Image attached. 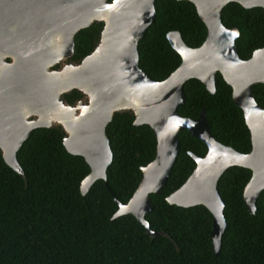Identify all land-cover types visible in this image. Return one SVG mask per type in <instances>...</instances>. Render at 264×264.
I'll return each instance as SVG.
<instances>
[{
	"label": "water",
	"instance_id": "95a60500",
	"mask_svg": "<svg viewBox=\"0 0 264 264\" xmlns=\"http://www.w3.org/2000/svg\"><path fill=\"white\" fill-rule=\"evenodd\" d=\"M194 4L207 35L198 47L188 46L178 30L166 38L181 57L178 67L163 80L152 79L139 67L137 44L155 21V0H0V152L5 163L24 175L17 151L38 127H60L63 145L84 158L89 173L82 179L85 195L102 180L118 209L111 219L132 215L151 235L144 215L152 210L150 194H159L179 152L182 129L207 146L201 157L189 152L195 167L185 182L166 197L181 207L205 206L212 215L210 236L216 255L227 222L225 201L217 183L231 166L248 168L251 176L243 190L248 211L264 190V108L253 87L264 83V46L247 59L238 56L237 27L221 22L222 8L237 2L244 8L262 7L264 0H188ZM94 22L103 23L93 50L79 62L65 60L74 54V35ZM1 27L19 30L11 39ZM11 57L6 62L5 57ZM60 64L58 69H50ZM217 73L232 88L234 103L241 108L250 131L251 150L242 153L212 135L206 112L184 117L178 108L185 101L184 83L195 78L213 94ZM78 90L82 98L70 104L65 94ZM130 111L133 125L147 124L156 138V155L141 166L142 177L126 203L119 202L107 183L113 153L106 126L116 112Z\"/></svg>",
	"mask_w": 264,
	"mask_h": 264
},
{
	"label": "trees",
	"instance_id": "16d2710c",
	"mask_svg": "<svg viewBox=\"0 0 264 264\" xmlns=\"http://www.w3.org/2000/svg\"><path fill=\"white\" fill-rule=\"evenodd\" d=\"M156 18L137 44L139 67L152 79L163 80L181 62L166 38L178 30L190 47H198L207 30L188 0H155ZM227 28L237 27L238 56L247 59L264 46V8H244L229 2L221 11ZM103 23L94 22L74 35L73 60H81L96 45ZM185 101L178 108L184 117H197L204 109L212 135L223 144L248 153L250 131L233 101L232 88L217 73L211 94L201 81L184 83ZM264 108V83L253 87ZM81 93L72 90L68 102ZM130 111L116 112L106 126L113 153L107 183L115 198L126 203L139 184L140 167L156 155V138L147 124L133 125ZM60 127H38L17 151L24 175L8 166L0 152V264H264V190L251 214L243 190L251 171L229 167L219 178L218 191L225 201L227 226L221 234V250L212 249V215L203 205L181 207L166 197L179 188L195 167L189 152L204 156L206 144L188 130L178 132L180 147L171 173L159 194H150L153 205L144 219L152 231L130 214L111 219L118 209L102 180L85 194L80 192L89 166L82 156L70 154L63 145Z\"/></svg>",
	"mask_w": 264,
	"mask_h": 264
},
{
	"label": "flooded vegetation",
	"instance_id": "af4514ba",
	"mask_svg": "<svg viewBox=\"0 0 264 264\" xmlns=\"http://www.w3.org/2000/svg\"><path fill=\"white\" fill-rule=\"evenodd\" d=\"M1 30H3V35H5V37H7V35L9 36V38L11 39V37H12V34L13 35H20V31L19 30H12V28L11 29H9V27H7V28H5V27H1ZM73 57V56H72ZM72 57H70V58H68L67 60H65V63H67V62H70V61H73V62H79L80 60H73V58ZM5 61L6 62H11V57H9V56H7V57H5ZM60 67V64H56V65H54V66H52L50 69H58ZM207 90V89H206ZM71 92V91H70ZM69 92V93H70ZM69 93H66V94H69ZM65 94V95H66ZM80 98H82V94L78 97V98H75V99H73L71 102H68V103H70V104H73L75 101H77V100H79ZM66 99V98H65ZM207 152V151H206ZM193 153V152H192ZM206 154V153H205ZM199 156V155H198ZM201 157H203V156H201Z\"/></svg>",
	"mask_w": 264,
	"mask_h": 264
}]
</instances>
